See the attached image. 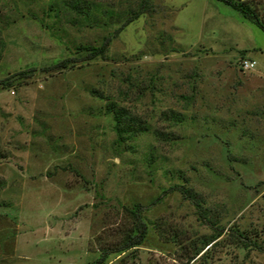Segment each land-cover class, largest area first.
Masks as SVG:
<instances>
[{
	"label": "rangeland",
	"instance_id": "1",
	"mask_svg": "<svg viewBox=\"0 0 264 264\" xmlns=\"http://www.w3.org/2000/svg\"><path fill=\"white\" fill-rule=\"evenodd\" d=\"M139 1L0 0V264H264V33L216 0H146L103 56L75 49ZM133 205L144 238L116 251Z\"/></svg>",
	"mask_w": 264,
	"mask_h": 264
},
{
	"label": "trees",
	"instance_id": "2",
	"mask_svg": "<svg viewBox=\"0 0 264 264\" xmlns=\"http://www.w3.org/2000/svg\"><path fill=\"white\" fill-rule=\"evenodd\" d=\"M216 1H219L222 4L235 10L236 12L240 14V16L243 19L252 23L254 26H256L260 31L264 33V20L260 18L255 8L252 7L247 1L245 0H216ZM145 9H146V0H140L137 8L134 11H131L127 15V17L122 22L121 26L116 28L111 34L104 36L98 45H94V46L93 45H83V46L79 45L75 47V49L80 50V51H85L86 52L85 59H92L94 57L103 56V54L105 53L107 49L110 39L117 34L120 27H122L129 21L136 18L140 13L144 12ZM74 62L75 60L72 58H63L43 68V70L51 71V70L65 69L66 67L72 66ZM3 81H4L3 79H0V85H3V84L5 85ZM109 111L112 113V119L114 121V130L116 132L118 141H122V137H121L122 133L133 129L131 126L132 123L126 122L125 120L126 116L121 108L111 107ZM170 189L177 190L181 194L182 197L187 198L196 208L198 217H200L201 219H204V216H203L204 213L201 210L198 201L195 199L194 195L189 190L183 188L181 185H178V184L173 185ZM125 209L134 219V222L136 225L135 233L127 235L124 238L121 246L115 249L116 251H122L127 248L139 245V243H141L145 235V226L139 217V206L133 205L131 208L129 209L125 208ZM220 233H221V229H218L217 231H215V233L209 238V240H207L206 244L209 241L215 239ZM230 235L240 238V239H242L243 237L244 239L246 238L245 236H241V233L237 232L236 230H231ZM105 253H106V250L103 249L100 257L96 259L94 263L92 264H99L101 260L103 259V256Z\"/></svg>",
	"mask_w": 264,
	"mask_h": 264
},
{
	"label": "built area",
	"instance_id": "3",
	"mask_svg": "<svg viewBox=\"0 0 264 264\" xmlns=\"http://www.w3.org/2000/svg\"><path fill=\"white\" fill-rule=\"evenodd\" d=\"M237 65L241 70H250L255 66V61L248 57H241L237 61Z\"/></svg>",
	"mask_w": 264,
	"mask_h": 264
}]
</instances>
